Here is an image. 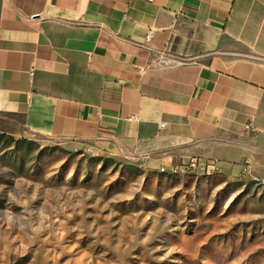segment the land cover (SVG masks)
Segmentation results:
<instances>
[{"label": "crops", "instance_id": "1", "mask_svg": "<svg viewBox=\"0 0 264 264\" xmlns=\"http://www.w3.org/2000/svg\"><path fill=\"white\" fill-rule=\"evenodd\" d=\"M0 131L264 180V0H0Z\"/></svg>", "mask_w": 264, "mask_h": 264}, {"label": "rangeland", "instance_id": "2", "mask_svg": "<svg viewBox=\"0 0 264 264\" xmlns=\"http://www.w3.org/2000/svg\"><path fill=\"white\" fill-rule=\"evenodd\" d=\"M0 264H264V180L0 131Z\"/></svg>", "mask_w": 264, "mask_h": 264}, {"label": "built area", "instance_id": "3", "mask_svg": "<svg viewBox=\"0 0 264 264\" xmlns=\"http://www.w3.org/2000/svg\"><path fill=\"white\" fill-rule=\"evenodd\" d=\"M150 38L151 35L149 34L147 36V41H149ZM246 127L249 128L250 124H247ZM160 170L169 174H187L191 172H221L222 168L216 161L194 157L174 166L161 167Z\"/></svg>", "mask_w": 264, "mask_h": 264}]
</instances>
